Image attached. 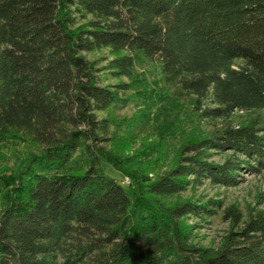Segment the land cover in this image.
<instances>
[{"label":"trees","instance_id":"trees-1","mask_svg":"<svg viewBox=\"0 0 264 264\" xmlns=\"http://www.w3.org/2000/svg\"><path fill=\"white\" fill-rule=\"evenodd\" d=\"M143 60L215 129L126 184L100 144ZM14 143L36 149L0 183V264H264L263 212L180 199L264 173V0H0V145ZM220 209L222 245H194L188 220Z\"/></svg>","mask_w":264,"mask_h":264},{"label":"rangeland","instance_id":"rangeland-1","mask_svg":"<svg viewBox=\"0 0 264 264\" xmlns=\"http://www.w3.org/2000/svg\"><path fill=\"white\" fill-rule=\"evenodd\" d=\"M138 73L140 82L131 93L130 104L113 111L108 141L100 144L131 176L119 174L106 159L102 160V167L109 175L126 184H130L132 176L146 181L169 171L178 163L186 145L215 129L211 124L199 123L189 102L177 100L165 91L158 63L143 60L138 66ZM35 149L24 143L8 147L0 145V153L7 156L5 159L0 157L1 191L6 193L10 190V185L6 184L12 183V176L23 158L28 159ZM83 156L80 152L77 158ZM213 160L220 161L222 157L217 155ZM241 175L244 181L238 187H219L206 181L196 190L181 194L180 199L222 201L224 208H237L243 218L253 212L264 213V173L256 175L244 171ZM218 212L206 221L188 220L189 225L199 224L192 234L194 245L208 249H218L222 245L231 229V222L224 217L223 209ZM240 228L235 226L233 230Z\"/></svg>","mask_w":264,"mask_h":264}]
</instances>
